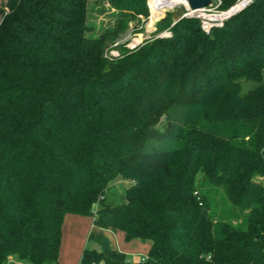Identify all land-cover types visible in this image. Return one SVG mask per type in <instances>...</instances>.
I'll return each mask as SVG.
<instances>
[{"label": "trees", "instance_id": "1", "mask_svg": "<svg viewBox=\"0 0 264 264\" xmlns=\"http://www.w3.org/2000/svg\"><path fill=\"white\" fill-rule=\"evenodd\" d=\"M90 1L0 3V264H59L67 215L149 242L144 264H264V0L121 58L148 0H104L101 34ZM117 179L131 186L111 201ZM212 192L246 229L217 219ZM80 264L118 263L87 248Z\"/></svg>", "mask_w": 264, "mask_h": 264}, {"label": "rangeland", "instance_id": "2", "mask_svg": "<svg viewBox=\"0 0 264 264\" xmlns=\"http://www.w3.org/2000/svg\"><path fill=\"white\" fill-rule=\"evenodd\" d=\"M3 0H0V3ZM151 1H147L149 16L146 19L141 20L140 23L133 22L130 24L129 31L121 36L116 43L112 45L110 48L108 55L114 56L119 54L120 58L123 57V54L120 52L121 48H125L129 51L137 50L141 46L154 42L157 40H166L170 39L173 36L172 29L176 25V23L184 18H188V11L186 10V6L183 4L176 5L174 8H164L159 12H155L154 9L151 8ZM215 8L210 10L207 13V16H211L213 19L215 15H220L226 11L221 9V0H214ZM165 3L168 2L165 0ZM110 5L108 2L104 0H91L89 6V23L95 27V30L98 34H101L105 29L110 28L114 25V19L112 17V12ZM221 18V17H220ZM189 19V18H188ZM198 19V18H196ZM223 19V18H222ZM201 24V28H203V21L198 19ZM221 21H212L210 24H219ZM225 24V23H224ZM214 26L212 29L206 31L203 30L207 35H211L212 31L216 28H221L224 26ZM135 48V49H134ZM256 84L252 81H244L242 82L243 93H247L253 88H255ZM257 181L264 184V178L258 177ZM131 186V183L128 181H124L121 179H117L111 186V190L109 192L108 198L109 200H118L122 198L125 191ZM211 197L213 201L212 211L216 214L217 219H223L234 224L236 227L246 229L247 221L244 213L235 212L226 202L224 195L220 193L212 192ZM149 243V242H148ZM14 259L9 261L8 264H27L25 261H21L17 257H13Z\"/></svg>", "mask_w": 264, "mask_h": 264}, {"label": "crops", "instance_id": "3", "mask_svg": "<svg viewBox=\"0 0 264 264\" xmlns=\"http://www.w3.org/2000/svg\"><path fill=\"white\" fill-rule=\"evenodd\" d=\"M150 247L148 242L127 241L122 232L95 227L94 218L67 215L62 230L59 264H80L87 248L102 251L118 264H144L141 261L147 258Z\"/></svg>", "mask_w": 264, "mask_h": 264}, {"label": "built area", "instance_id": "4", "mask_svg": "<svg viewBox=\"0 0 264 264\" xmlns=\"http://www.w3.org/2000/svg\"><path fill=\"white\" fill-rule=\"evenodd\" d=\"M255 1L257 0H238L237 3L232 6L229 10H227L226 12L220 14V15H215L214 17H217V16H222V15H227L225 18H221L219 19V21H221L219 24H210V22H212L213 20L212 17L210 16H207V13L210 12V10L214 9L216 6H215V2H214V8L210 9V8H206V9H201V10H196V11H192L190 10V8L188 6H186V10L189 12L187 17L188 18H198L200 20H204L203 21V30H210L212 29V27L214 26H222L228 19L236 16L237 14L241 13L242 11L246 10L248 7H250ZM155 7V6H154ZM153 7V0L151 1V8L154 9V11L156 12L157 9H155ZM168 9V8H167ZM7 15V12L3 15H0V27L2 25V23L4 22V19H5V16ZM218 21V20H216ZM209 32V31H208ZM135 49V48H134ZM134 51V50H133ZM111 58H120V55L117 54V55H114V56H110ZM196 195H198V192H196ZM147 260V258L145 259H142V263H145Z\"/></svg>", "mask_w": 264, "mask_h": 264}, {"label": "bare ground", "instance_id": "5", "mask_svg": "<svg viewBox=\"0 0 264 264\" xmlns=\"http://www.w3.org/2000/svg\"><path fill=\"white\" fill-rule=\"evenodd\" d=\"M168 4L165 3V0H153V7L157 9L156 12L163 10L164 8H174L176 5L183 4L186 5V0H166ZM227 15L217 16L216 19H211L213 21L225 18ZM221 17V18H220Z\"/></svg>", "mask_w": 264, "mask_h": 264}, {"label": "water", "instance_id": "6", "mask_svg": "<svg viewBox=\"0 0 264 264\" xmlns=\"http://www.w3.org/2000/svg\"><path fill=\"white\" fill-rule=\"evenodd\" d=\"M186 5L192 11L206 9V8H210V9L214 8L213 0H186Z\"/></svg>", "mask_w": 264, "mask_h": 264}]
</instances>
